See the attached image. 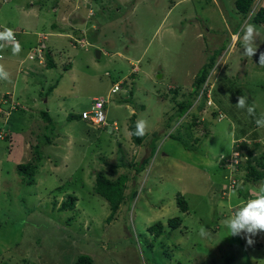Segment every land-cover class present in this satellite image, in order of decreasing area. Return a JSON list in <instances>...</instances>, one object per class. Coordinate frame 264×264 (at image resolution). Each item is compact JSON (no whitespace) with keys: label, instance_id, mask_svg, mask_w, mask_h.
Instances as JSON below:
<instances>
[{"label":"rangeland","instance_id":"rangeland-1","mask_svg":"<svg viewBox=\"0 0 264 264\" xmlns=\"http://www.w3.org/2000/svg\"><path fill=\"white\" fill-rule=\"evenodd\" d=\"M81 1L0 0L1 23L33 24L15 13L21 8L44 18L45 34L42 63L28 61L31 47L20 41L17 54L8 44L0 48L9 73L0 80V264H74L79 255L94 264H264V232L248 245L223 223L264 179L248 181L244 161L233 173L219 162L235 141L258 138L255 118L235 105L244 95L257 117L264 113V72H254L264 68V23L255 26V56L243 55L241 43L242 25L253 23L264 0H253L246 15L235 0ZM215 56L208 77L221 112L213 117L214 108L206 111L193 96L181 116L179 104ZM95 100L106 102V127L80 118ZM132 114L147 121L140 146L128 130ZM250 148L254 157L264 154V139ZM39 152L34 183L26 186L16 166L37 161ZM98 172L127 177L125 201L110 222L109 204L94 192ZM70 196L73 209L60 211ZM175 217L181 223L172 230L167 221ZM156 222L165 229L158 237L149 231Z\"/></svg>","mask_w":264,"mask_h":264},{"label":"trees","instance_id":"trees-1","mask_svg":"<svg viewBox=\"0 0 264 264\" xmlns=\"http://www.w3.org/2000/svg\"><path fill=\"white\" fill-rule=\"evenodd\" d=\"M12 0L8 1L7 3H10ZM2 3V0H1ZM3 4V3H2ZM6 4V3H5ZM253 4V0H235V6H236V10L239 11L242 15H246L248 14V12H250L251 6ZM252 25L256 26L258 25V23H264V10H260L257 14L252 16ZM48 56V55H47ZM212 57L210 60L208 59V62L206 64H204L200 70L198 71V73L196 74V77L192 83V90L190 92L189 98H187V100L182 101L179 106H178V113L182 115H184L187 111H189V105L188 103L190 102V98L191 97H195L198 94V91L200 89V87L206 82L208 76H209V71L210 69L216 64V58ZM47 61L49 63V67L52 68L53 65L52 63H50L51 61L49 60V57H46ZM211 84V81H210ZM52 88H50L51 90ZM215 92V93H214ZM218 94V89H216V91H213L212 97H215ZM104 109H106V106L104 107ZM188 113V112H187ZM186 113V114H187ZM214 113V112H213ZM217 113L214 114V116ZM42 118L45 121H49L48 123H52L51 118L48 115V112L43 111L41 113ZM107 117V116H106ZM74 116L73 115H69L67 117V119H71L73 120ZM81 118V115H80ZM82 119V118H81ZM70 120V121H71ZM195 122V121H194ZM193 122V126L195 125V123ZM199 122V121H198ZM135 124H136V115L132 114L131 118H130V124L128 126V130L130 131L131 134V138L133 143L136 146H140L142 145L144 138L143 136H136L133 135L132 133L135 132ZM180 132V131H179ZM188 137L189 134H187ZM11 139V137H9ZM178 140L181 141V143L183 144V147L185 149H189L192 148L191 144L190 145H186V140H183L184 138H182L181 135H178ZM47 143L49 144L51 143V139H46ZM189 141V140H188ZM198 141V140H195ZM48 146V145H47ZM244 149L245 151V155L247 156L246 161L244 162V170H246V179L248 181H252V182H258V181H262L264 179V154H261L259 157H254L252 156V150L245 144L242 143L240 145L239 149ZM153 152H151L152 155ZM118 154L120 155L118 157L119 162L122 164L123 162V153L120 150L118 152ZM42 159L41 156V152L36 154V160L28 162L26 164H19L16 166V170L17 173L19 174V176L24 179V182L26 184V186L32 185L34 183V177L35 174L37 172V169L39 167V163ZM149 159H144L140 162V164L138 163V167H143L146 166L148 163ZM140 170V169H139ZM127 181V177L126 176H119L116 180H111L109 178H107L103 173H96L95 176V184H94V192L100 196L101 198H103L110 206V215L107 218V221L110 222L111 220H113L115 214L117 213V211L119 210L120 205L125 201V190H126V183ZM135 198V192H133L131 194V199ZM76 200V197L74 196H70L68 201H65L63 203H61L59 209L60 211L62 210H67V208L69 209H73V203ZM179 207H180V211L182 213H187L188 212V208H187V203L182 199H179V203H178ZM181 220L179 217H175L172 218L170 220L167 221V225L170 227V229L175 230L177 229V227L180 225ZM164 225L161 222H156L154 223L153 226L149 227V231L154 234L155 237L160 236L161 234H163L164 232ZM74 264H94L93 259L88 256V255H79L75 261Z\"/></svg>","mask_w":264,"mask_h":264},{"label":"clouds","instance_id":"clouds-1","mask_svg":"<svg viewBox=\"0 0 264 264\" xmlns=\"http://www.w3.org/2000/svg\"><path fill=\"white\" fill-rule=\"evenodd\" d=\"M233 35L235 34L234 33L230 34L231 38ZM256 35H257V32H256V27L254 25L252 24L242 25L241 43H242V48H243V55H245L246 57H253L256 55L258 51V47L255 41ZM15 36H16V33H15ZM16 41H17V38H16ZM16 41H15L14 33L12 29L5 28L2 32H0V48H3L5 44H10L12 46L13 54H17L20 51V45ZM1 42H4V43H1ZM259 64L261 66H264V53L260 54ZM8 79H9V73L5 71L3 65H0V80H8ZM201 88L199 89L198 94L196 95L195 99L198 98ZM211 93H212V89H211ZM211 100L213 103L212 94H211ZM197 101L199 102L203 101L201 106H203L204 104L205 110L206 111L209 110L210 107H206L204 98H201L199 100L197 99L196 102ZM235 106L240 109H246L248 115L255 118V124L257 125V127L264 128V113L260 114V116L258 117L256 116V108H255L254 102L252 104H249L247 97L242 95V96L237 97V103ZM211 107L214 108V110H211V114L217 113L216 115L218 116V113L220 111L218 110V108L214 106V103H213V106ZM8 110L10 111V109ZM9 115L7 116V118L9 117ZM7 118L4 119L5 120L4 123H6ZM146 129H147V121L143 119L137 120L135 124V132L132 134L136 136H143L146 133ZM250 141H253V140H250ZM242 143H245V142L241 141L239 143V148ZM241 149L240 151L243 153ZM234 150H235V146H234ZM245 157L247 159L246 155ZM223 158H226V157H222L221 159H219V162H221V165H223L224 167V162L222 161ZM246 159L244 160V162L246 161ZM254 197L255 198L248 199L246 202L241 204L232 213L231 216H229L226 220L223 221V223L229 229V231L231 232L233 236H240L242 233L245 234L248 245L253 244V240H252L253 236L259 234L260 232H264V182L259 183L258 187L255 190Z\"/></svg>","mask_w":264,"mask_h":264},{"label":"built area","instance_id":"built-area-1","mask_svg":"<svg viewBox=\"0 0 264 264\" xmlns=\"http://www.w3.org/2000/svg\"><path fill=\"white\" fill-rule=\"evenodd\" d=\"M10 0H2V3L5 4ZM4 29L1 27L0 25V32H2ZM14 38L16 41V36L14 33ZM44 55H45V50L43 48V44L39 41L37 44H35L34 46H32L28 53H27V60L30 62H38V63H42L43 59H44ZM0 58H1V54H0ZM210 80L209 77L207 78L206 82L204 83V85L202 86L200 92H199V96H198V100L201 98L205 99V105L206 107H211L213 106L212 100H211V89H212V85L210 84ZM118 89L117 87H114L111 89V92L114 93V91ZM94 105L92 108L91 112H82L81 113V118L83 120L86 121H90L92 124L95 125H100L102 127H106L108 126V122H107V117H106V113H105V109L104 107L106 106V102L103 100H95L94 101ZM5 113V112H4ZM10 114V111L7 113V116ZM6 116V118H7ZM89 122V123H90ZM111 127L113 126L114 128L116 127V123L113 122L111 125ZM247 146L250 148L251 146V141H244ZM239 143L238 141L234 142V146H235V150H233L232 154L228 157V158H223L222 161L224 162V167L226 170L230 169V172H234L235 169L237 168V166L246 159L245 154H243L240 149H239ZM252 149V148H250ZM231 179V178H230ZM252 198L254 197V194L251 193Z\"/></svg>","mask_w":264,"mask_h":264},{"label":"crops","instance_id":"crops-1","mask_svg":"<svg viewBox=\"0 0 264 264\" xmlns=\"http://www.w3.org/2000/svg\"><path fill=\"white\" fill-rule=\"evenodd\" d=\"M83 1V0H82ZM81 1V2H82ZM96 2H97V0H96ZM86 6V5H85ZM77 7V6H76ZM55 8V7H54ZM16 10L18 9V8H15ZM53 9V8H52ZM20 10H21V12H15L17 15L19 14H22L23 16H24V18L26 19V18H28L29 20H26V21H30V20H32L33 21V19L35 20V22H32L33 24H27L28 26H23V27H21V25L19 26H17V24H15L14 26H10V22H0V24H2V26L4 27V28H10V29H15V31H17V32H19V33H16V37L19 35V38L17 39V41L16 42H21V44L23 45V47L22 48H24V47H27V48H29V47H32V45H35V44H37L39 41L41 42V43H43L44 41H45V34H43V32H41V28L43 27V24H44V18L43 17H40V16H38L37 15V13H35V12H32V11H25V10H23L22 11V9L20 8ZM89 12V11H88ZM95 15V13L93 14V16ZM34 27H35V30H34ZM52 27V29H54V28H56L55 26H51ZM71 29H72V24H71V26H70V31H71ZM15 33V32H14ZM51 34V35H61V34H55V33H51V32H48L47 34ZM50 34H49V36H50ZM29 39H32V40H34V42H32V45H31V43H27L25 46H24V44L23 43H25V42H27ZM47 41V40H46ZM4 43V42H3ZM34 43V44H33ZM8 45H10V44H8ZM11 46V45H10ZM21 46V45H20ZM101 54V53H100ZM49 56V55H48ZM11 62H14L13 61V58H10L9 59ZM254 72H255V74H258V73H261V72H264V68L262 69V67H260V70L259 69H256V70H254ZM15 83H16V80H15V82H13V84H12V86L14 87V85H15ZM12 91H13V88H12ZM6 92H8V91H6ZM8 93H10V92H8ZM6 93H4V95H5ZM11 94V93H10ZM6 98H8V99H10V97H6ZM220 112H221V110L220 109H218ZM85 112V111H84ZM215 114V113H214ZM214 114H212L213 115V117H216L217 115H215L214 116ZM10 117V116H9ZM14 122V121H13ZM259 128V127H258ZM264 128H259V131H257V129H255L254 128V131L253 132H258V138H256V139H254L253 141H257V142H260V140H262L263 141V139H264V134H262V135H260V133H261V131L263 130ZM233 131V130H232ZM234 132H235V129H234ZM21 141H22V139H21ZM150 153H151V151H150Z\"/></svg>","mask_w":264,"mask_h":264},{"label":"water","instance_id":"water-1","mask_svg":"<svg viewBox=\"0 0 264 264\" xmlns=\"http://www.w3.org/2000/svg\"><path fill=\"white\" fill-rule=\"evenodd\" d=\"M96 54H97V57H99V56H100V52H99V51H97V52H96Z\"/></svg>","mask_w":264,"mask_h":264}]
</instances>
